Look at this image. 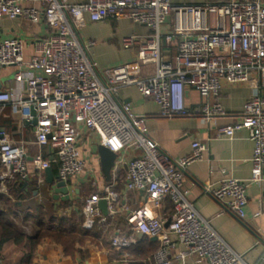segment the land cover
Wrapping results in <instances>:
<instances>
[{"label": "built area", "instance_id": "obj_1", "mask_svg": "<svg viewBox=\"0 0 264 264\" xmlns=\"http://www.w3.org/2000/svg\"><path fill=\"white\" fill-rule=\"evenodd\" d=\"M41 4L40 10L26 7ZM130 20L152 30V36L132 35L121 41L124 50H134V60L100 69L89 54L94 42L79 39V22ZM0 18H24L45 23L49 35L34 42V55L25 59V45L17 38L0 43V70L14 68V81L26 94L0 92V116L7 106L27 122L36 120L35 141L15 142L0 125V196H9L14 184L46 185V171L58 166L57 182L69 184L87 167L81 141L85 132L98 137L117 156L112 181L95 191L83 207L87 230L99 225L107 230L110 220L123 216L131 235L120 231L112 247L123 252L136 243V234L159 242L154 264H191L197 256L209 264H247L203 219L189 200L185 173L201 161L205 146L192 144V151L173 159L149 138L147 120L121 100V91L135 87L144 99L157 104L166 119L199 116L205 123L227 115L217 101L224 84L246 85L251 97L234 125L219 129L218 135L233 138L247 131L254 143L251 178H225L206 193L220 201L225 211L246 216L247 191L264 182V0H229L201 5H175L172 0H0ZM172 18V30L161 28ZM168 22V23H167ZM176 47L173 61L162 57L165 45ZM154 66L144 73L145 64ZM188 89L203 103L187 106ZM88 139V140H87ZM36 152L30 154L29 147ZM126 168L127 192L141 194L139 208L122 205L116 192L117 179ZM193 187L194 184H192ZM173 203L171 217L162 216L166 200ZM107 203L104 216L99 205ZM260 216V214H257ZM175 238L176 241H173ZM182 248L177 254L175 250ZM257 264H264V256Z\"/></svg>", "mask_w": 264, "mask_h": 264}, {"label": "crops", "instance_id": "obj_2", "mask_svg": "<svg viewBox=\"0 0 264 264\" xmlns=\"http://www.w3.org/2000/svg\"><path fill=\"white\" fill-rule=\"evenodd\" d=\"M229 0H172L175 5H201ZM26 7L40 10L41 4L27 2ZM173 20L161 28V34L167 35L171 32ZM154 32L149 28L137 25L130 20H112L103 23H92L88 16L79 22L78 35L82 43L94 42L89 48V54L100 69L115 67L135 59L134 50H124L121 41L132 35L152 36ZM49 30L45 23H33L24 18L9 20L0 18V43L5 39L17 38L25 45L24 55L26 60L34 55V42L44 40L48 37ZM176 55L175 44L163 47L162 57L165 61H173ZM14 68L0 70V92L14 91L26 94L24 85H18L14 81ZM154 66L146 63L144 73L152 74ZM187 106L191 110L198 109L203 100L192 89H188ZM251 97V90L246 85L224 84L220 96L217 98L224 107L227 115L223 118H215L205 123L199 116L190 118L166 119L160 116V108L153 101L144 99L137 88L126 87L121 91V100L131 104L132 111L147 120L149 138L155 142L166 154L173 159H181L192 151V144L200 142L205 146L201 161L192 164L185 173L186 189L189 191V200L199 215L208 221L217 235L237 254L244 256L247 264H257L264 256V184H251L248 187V206L246 216L239 219L236 214L224 210V205L210 194L206 193L207 187L217 188L225 178H234L247 181L251 178L252 158L254 155V143L247 131L238 132L233 138H225L218 135L219 129L234 125L243 114L246 102ZM0 125L15 142L35 141V126L32 122L18 118L12 107L7 106L0 116ZM88 138L86 145L85 139ZM82 153L87 161L84 173L69 184L70 200L54 199V187L47 181L44 189H50V196L55 203L70 201V209L60 211L61 217H66L70 212L78 211L83 216L85 200L95 191L94 182L100 187L107 185L101 167L98 154V137L92 132H85L81 141ZM31 155L36 149L29 147ZM57 170L58 166L52 167ZM55 175V174H54ZM126 168L118 176L116 192L120 196L121 204L131 208H139L143 203L141 194L127 192L125 188ZM264 179V171H263ZM47 180V178H46ZM57 183V176L55 175ZM33 182V180L31 181ZM37 183V181H36ZM194 184L195 187L192 186ZM38 185V184H37ZM25 186V185H24ZM28 187V185H27ZM40 187V186H39ZM26 188V187H25ZM38 195V193H34ZM12 199V196L7 197ZM41 201V198H40ZM79 203L80 205H77ZM80 207V208H79ZM174 213L173 203L166 200L162 216L171 217ZM260 214V216H257ZM102 240L99 244L86 242L85 245L76 244L74 254H66L62 246L50 238H44L37 246L31 264H129L132 259V249L136 248L138 242L147 238L156 247L158 240L143 237L137 239L136 243L127 250L120 252L112 247L111 239L120 231L122 234L131 235L123 216L111 219ZM84 228V227H83ZM87 230V229H86ZM107 235V236H106ZM176 241L175 238H172ZM148 250V249H147ZM149 250H153L149 247ZM182 248L178 246L177 254ZM148 255L149 262L155 263V255ZM191 264H209L197 256L190 260ZM0 264H29L27 250L16 247L13 242H7L0 247Z\"/></svg>", "mask_w": 264, "mask_h": 264}, {"label": "trees", "instance_id": "obj_3", "mask_svg": "<svg viewBox=\"0 0 264 264\" xmlns=\"http://www.w3.org/2000/svg\"><path fill=\"white\" fill-rule=\"evenodd\" d=\"M54 174L57 176L56 169ZM47 188L39 187L34 179L26 188L24 184H14L10 190L12 199L0 196V247L7 242H13L16 247L27 250L29 264L44 238L54 240L62 246L66 254L72 255L76 251L77 243L99 244L104 239L102 234L106 232L99 225L91 230L83 228L84 216L79 215L78 211H71L66 217H61L60 211L70 209L71 202L55 203L50 196V189ZM34 193L38 195L35 196ZM149 247L156 251L158 249L147 238L138 242L131 251L133 258L128 263L151 264L147 258L155 251L149 250Z\"/></svg>", "mask_w": 264, "mask_h": 264}, {"label": "water", "instance_id": "obj_4", "mask_svg": "<svg viewBox=\"0 0 264 264\" xmlns=\"http://www.w3.org/2000/svg\"><path fill=\"white\" fill-rule=\"evenodd\" d=\"M34 125L37 124L36 120L32 122ZM98 154L101 160V167H102V173L103 176L108 184L111 183L112 181V171L117 159V156L110 152L107 148L103 146L98 147ZM46 178H47V183L51 186L54 187V199H62V200H70V191L66 183L64 182H55V175L53 173L52 168L46 171ZM264 184V182H263ZM28 184H25V187H27ZM100 209L103 212L104 216L108 215L107 212V203L105 201H102L99 205ZM144 236L142 234H137V239H142ZM153 241H157L156 238L152 239Z\"/></svg>", "mask_w": 264, "mask_h": 264}, {"label": "rangeland", "instance_id": "obj_5", "mask_svg": "<svg viewBox=\"0 0 264 264\" xmlns=\"http://www.w3.org/2000/svg\"><path fill=\"white\" fill-rule=\"evenodd\" d=\"M171 21V18L168 20V22H170ZM167 22V23H168ZM6 197V196H5ZM8 197H10V193H9V196ZM83 225H84V222H83ZM28 232L30 233V229H28Z\"/></svg>", "mask_w": 264, "mask_h": 264}]
</instances>
